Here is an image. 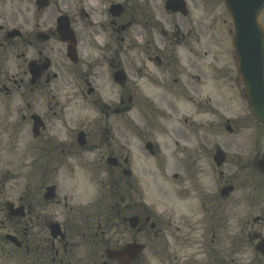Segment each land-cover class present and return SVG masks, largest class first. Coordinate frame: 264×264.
<instances>
[{
	"label": "flooded vegetation",
	"instance_id": "af4514ba",
	"mask_svg": "<svg viewBox=\"0 0 264 264\" xmlns=\"http://www.w3.org/2000/svg\"><path fill=\"white\" fill-rule=\"evenodd\" d=\"M193 1L197 5L198 2ZM199 3L203 7V0ZM70 5L68 0H0V99L2 96L6 98V105L0 108V122L6 126H30L35 121L38 122V136L34 140L36 161L44 173L57 175L61 170L71 169L74 163L79 166L85 164L84 168L94 165L99 172L106 171L104 158L109 154L116 159V166L109 169L114 173H124V166H129L130 161L122 156L117 148L111 149L108 144L103 143L101 137L94 138L85 130L87 149L78 148L75 138L68 131L70 123L67 120L71 115L69 108L60 107L57 102L62 89L54 81L59 78L65 79L68 73L76 70L65 56L67 46L61 41L57 31L60 13L68 15L63 16L68 18L70 26L75 31V23L69 16H72ZM204 7L213 9L217 6L209 1ZM85 17L89 15L85 14ZM260 17L264 27V6ZM151 20L152 15L148 10L143 15L137 9L131 21V25L137 27L138 34L143 37L141 45L136 49L142 52L146 59L139 61L135 58V63L133 61L136 69L140 71L142 66L145 67V60L149 63L154 61L150 56L154 51V25ZM13 29L17 30L15 35H11ZM102 52L109 56L106 65L110 67V73L111 69H122L121 61L111 62L110 56L114 52L112 48H104ZM142 77L140 73L136 74L132 85L125 86V89L129 88L136 98L143 89L139 85ZM120 102L122 104V100ZM92 103L97 113L102 112L104 107L111 111L98 100ZM67 105L72 107L73 101H68ZM117 112L118 109H115L114 114L119 115L120 112ZM109 114L110 112H105L106 116ZM91 141L99 145V149H90ZM222 146L225 151H230L233 144L228 142ZM29 147L31 149V145ZM241 152L236 150L232 155H225L224 162L228 164V169L220 172L221 180L227 172L224 184L207 183L201 175L202 172L195 174L201 182L196 181L195 184L204 192L198 194L195 203L190 207L188 214L195 212L194 217H187L180 212L174 213L173 208L168 207L170 219L168 218L167 227L163 229L158 222L154 223L153 229L151 228L152 214L148 207L139 202L137 184L125 186L123 182H119L116 188L121 210H118L117 218L115 217V221L110 224L112 233H117L120 237L116 242L106 240L104 237L107 227H102L101 220L105 215H99L92 220L96 229L91 233V230L87 229L90 221L88 214L84 212L71 214L73 212L71 206L68 208L70 215L60 213L61 205L68 207V199L66 194H62L58 183L55 186L56 200L50 204L38 203L35 207H32L27 198L19 197L14 202L6 198L3 192V198H0V254L3 262L74 264L76 249L74 238H80L88 243L93 237L95 240L93 264L102 263V251L108 244L110 247L121 248L126 243L138 241L140 238L147 239L155 256L160 255L157 264H247L234 262L233 256L238 253V249L235 253L231 252V256L220 251L233 234L229 231L235 229L237 233H243L242 238L248 240L251 245L264 233V182L256 180L258 177L251 174L254 170L264 180V174L256 168L260 152L256 151L247 159ZM200 158L201 150L192 158V164L199 162ZM2 184L5 189L4 177ZM226 184L234 186L231 195L237 194L239 198L220 199L219 190ZM47 206H51L54 212L51 216L53 220L43 216ZM132 216L137 217L139 228L136 230L128 228L127 219ZM60 218L63 239L48 233L51 224L58 222ZM75 219L81 224V233H74L64 227V223ZM177 219L182 222L185 230L179 229L177 233H170L168 228L172 221ZM34 221V227L37 229L35 231L29 228ZM152 257L153 255L151 260ZM130 264L148 262L145 258H138ZM250 264H264V257L255 254Z\"/></svg>",
	"mask_w": 264,
	"mask_h": 264
},
{
	"label": "rangeland",
	"instance_id": "374dc122",
	"mask_svg": "<svg viewBox=\"0 0 264 264\" xmlns=\"http://www.w3.org/2000/svg\"><path fill=\"white\" fill-rule=\"evenodd\" d=\"M109 1H116L119 3H124L126 12L123 15L122 19L123 23L132 15L133 8L135 6V2L133 0H70L71 4V10L74 13L75 16V23L79 24V26H83L85 28V31L83 30V33H85V37H89L87 41H90V32L93 33V30L96 29V31L99 32L100 36L91 35V37L94 39L95 43H98L97 38H112L113 41H108L109 44H112L111 46L103 47L104 48H112L114 50L111 57V62L116 63L121 61L122 62V68L125 70V73L127 75L128 81L130 84L135 79L136 74L140 73V75H146L150 76V79H152L154 82H159V79L162 78V75L159 74V71H157L156 68H151L150 72L148 73L146 70L140 71L136 69V66H134L135 63V55L136 51L134 49V40L138 41L137 38H135L134 30L128 29L127 31H124L122 33H115L113 31V28L117 27L116 25L112 24V19L109 17L107 13L108 8V2ZM87 7V8H84ZM84 8V9H83ZM106 9V10H105ZM86 11L91 14V17L89 19H86L83 15V11ZM215 15V14H213ZM171 22L174 20L179 23L180 28L179 29H185L186 23L187 26H190L191 20L190 18L187 19H178V18H172ZM119 22V21H118ZM117 22V23H118ZM90 23L92 25H96L93 27V29H90ZM122 23V24H123ZM100 25V26H99ZM102 26V27H101ZM204 24L202 23V27ZM98 27V28H97ZM215 31V29L213 30ZM211 31V32H213ZM224 30H217L216 34L221 39V41L225 38V43L221 42V45L219 43L220 40L213 42L209 45H203L202 51H207L210 55H217L221 60L218 61V63L221 64V70H224L227 66L226 59L228 58V55L230 56L232 54V48L229 45V43L226 44L227 35L224 36ZM121 38H124L121 42ZM114 39H117L116 41ZM187 39H189L187 37ZM141 42V41H140ZM89 43V42H88ZM118 43V44H116ZM226 49H225V47ZM161 47V46H160ZM168 47V45H167ZM172 46H169V49ZM83 57H85V54H89L92 56L98 55V51L94 47H91L90 44L84 46V53H81ZM109 58V57H108ZM139 58V57H138ZM140 59V58H139ZM105 60H108L107 58ZM116 61V62H115ZM134 61V63H133ZM99 62H94L93 64L85 65L81 68V73H84L86 71H90L92 68L94 71L101 70L103 72V77L101 78L100 82L95 83L96 91H99L101 94V97L104 101L111 103L112 107H116L118 104L116 103V99L120 97L124 102V107L128 108L129 106H132L130 103H128V99L130 96L133 97V94L130 93V90H124L122 91L119 88L112 89V91H109V83L107 82V66L105 67V63L101 61V65H96ZM205 69V68H204ZM220 71V70H219ZM225 76H228L231 74V70L229 68L225 69ZM215 75L217 76V71L214 73L211 71V68L207 69L203 72V80H202V86H201V97H202V103L205 102L207 98H209L210 104L213 105L214 99L219 96L220 93L225 91L227 93V96L230 98H233V106H229L228 114L225 116L226 118H230L233 122H238L237 119H234L236 117H245L246 119L241 122H248V127L250 129H243L240 130L244 133H249L252 130H256V126L254 123L249 120L247 116V110H246V101L245 99H242L241 92H242V86L241 87H234L233 89H229L230 92H228L226 89H228V85H224L220 91H218V88L220 87L221 81L217 82L214 81L213 78H215ZM177 76V75H176ZM80 76H76L71 79H64L59 78L55 83L62 89L61 93H59V97H57V101L59 104H66L68 101H71L74 99V105L75 111H80L81 115L87 118L85 127L87 130L91 132V135H93L94 130L92 129L91 124L88 125V122L92 119H95V110L91 106V102H87L90 100V98H87L83 96L84 88L82 85V80L79 79ZM218 80H222L221 77H218ZM72 83V84H71ZM217 90V91H216ZM150 98L154 101L153 107H161V109L165 112L161 116H153V112L150 114H140L139 109L136 111L132 110L129 114H124L120 119H118V122H121L123 126V132H115L113 134L114 140H107L106 142L109 143L111 146H118V143L120 145V148L117 149L122 153V156L128 154H131L133 157L140 156L141 160L143 161L142 165L146 166L147 169L152 171L155 174L156 179H151L149 176L144 175L141 170L137 167V169L134 171V177L136 180H138L143 188H151L153 198L155 200L160 199L163 197L162 191L168 190L170 192H176L177 189V183L181 181V191L184 192V196L186 198H191V200L188 202L187 205L184 206V208H190L191 203H195V198L198 197V194L201 192H204V190L199 189L198 185H196L193 182V175L194 173L192 171L186 170L185 172L179 173V178L177 180H173V173L174 171L171 170L172 162L169 160V167L166 171L162 169L164 163L163 158L165 155H168L174 147H172V139L174 132L173 130H176L179 134V137H181L184 140L189 141V143L181 142L182 145L186 144V148L183 151L190 154L189 151H193L194 149H198V142H194L189 137V124L191 121L195 122L196 124L194 126H191V128H195V132L197 135L202 137V135H206L207 138L212 142L215 139V135H221L223 134L222 130L219 127L220 121L222 119L221 114H218L216 116L211 115L212 113L206 114L208 111H213V108H211V105H205L201 107V115H197V109H195L192 105H190L186 99L180 98L179 95H176L175 99V106L177 108V113H169L165 109L164 106H160L157 97H161L165 94L164 91L159 89H152L148 92ZM173 95H171L172 97ZM115 98V99H114ZM162 99V98H160ZM116 100V101H115ZM115 101V102H114ZM6 105V98L3 96L0 99V108ZM112 110V109H111ZM156 115V113H155ZM121 116V115H120ZM119 117V116H116ZM188 119L187 123L183 122V119ZM141 121L147 122L149 125L147 131V136H144V132L141 134V130H135L133 127L136 125H139V127L142 128ZM111 123V122H110ZM113 124V121L111 123V126ZM110 126V127H111ZM104 127H106L104 125ZM5 127L0 124V172L4 173L3 171L5 169H9L8 177L9 179L8 186L9 189H7L8 196L11 200H13L15 197H18L20 195H25L28 197L30 201H33L36 203V201H40L41 199V193H42V183H40V174L38 171L35 170L34 164H32L33 155L30 153L25 152L24 145L28 141L24 142L20 135L18 134H10L6 133L4 131ZM73 129H77L76 126H73ZM23 129H21L22 131ZM236 133V132H235ZM111 134V132H110ZM21 136V137H20ZM94 136V135H93ZM187 136V137H186ZM17 138H20L18 141ZM154 141L158 142L160 146L163 156L158 157L159 164H156L155 162L151 163L153 160L147 155L146 152H144V146L142 142L144 141ZM226 140V139H222ZM220 141V140H219ZM156 142V143H157ZM167 144L168 148L166 149L164 145ZM202 144V143H201ZM167 147V146H166ZM95 150L99 149V146L93 147ZM179 150H181V147H178ZM208 149H211V147H206L203 145L202 147V161H201V168L202 173L201 175L204 178V181L207 183H213L214 184V178L209 175L208 171L210 170L209 164H208V156H210V153L208 154ZM131 150L135 155H133ZM144 152V153H143ZM174 155V153H173ZM9 160H8V158ZM191 159V158H190ZM156 160V159H154ZM182 162H184V158H182ZM8 164L6 168L4 167V164ZM189 163L187 164V166ZM31 175V176H29ZM29 176V177H28ZM58 176V175H57ZM57 176L50 178L48 182L52 183H58L60 187H62L63 193L68 194L69 198V204L72 203H80L81 206L88 204L92 202L95 199L96 194V183L100 180H103L105 177V174H94V173H88V174H79L78 172L74 171H68L67 175H61L60 176V182L57 180ZM85 177H87V183L84 181ZM134 178V179H135ZM217 179V177H216ZM197 182H200L196 178ZM201 183V182H200ZM191 184V188H190ZM71 197L73 200L71 201ZM206 197V196H205ZM207 198V197H206ZM156 205L158 207V212H161L162 207L158 205V200L156 202ZM172 206L174 213L180 212L187 217H194V214H188L183 213L181 210L180 205H175L173 202L170 203ZM60 211L67 212L68 210H64L60 208ZM53 211L51 207L46 209V212L43 214V216H46L48 219L53 215ZM165 218L166 220L170 217H159L156 214H154L155 221H159L160 219ZM165 220V221H166ZM35 225H32L29 228H32L34 231L37 230ZM162 227H165V225H162ZM180 227V228H177ZM181 229L182 231L185 230L183 227L182 222L177 219L173 220L171 223V226L168 228V231L170 233H177L178 230ZM230 233H236L238 236H234L236 238V242H239L240 250L243 251L241 254L237 256V259L241 262L250 264L252 262L253 257L255 254L253 253L252 248L247 246V243L242 238L243 233H237V230L229 231ZM2 233V232H1ZM200 233V232H197ZM239 238H242L241 241H238ZM139 242L145 243L142 240H139ZM243 244H245V248L243 247ZM247 246V247H246ZM88 252L87 248L80 247L79 250H76V256L79 254L83 256L85 253ZM152 253V254H151ZM152 257V264H157V260L159 256L154 255V250L150 249L148 246V249L143 252L142 257L148 258ZM0 264H4L2 255L0 254Z\"/></svg>",
	"mask_w": 264,
	"mask_h": 264
},
{
	"label": "water",
	"instance_id": "95a60500",
	"mask_svg": "<svg viewBox=\"0 0 264 264\" xmlns=\"http://www.w3.org/2000/svg\"><path fill=\"white\" fill-rule=\"evenodd\" d=\"M118 12V11H117ZM234 18L236 19V13L233 12L232 14ZM239 15V18L236 19V23L238 24L239 19H240V13H237V16ZM234 21V19H233ZM255 32V31H254ZM239 35H242V27H235V36L233 40L234 47L236 49V54H237V61H238V73L240 74L242 80L245 83L246 87V93L249 98V108L251 112L255 115V117L258 120H263L264 118V95L262 91H257L260 90V85L253 79H249L247 76L251 72L249 68H246L243 64L244 61V54L249 53L251 56H253L254 60H258L259 63L264 61V44L258 45V44H253V49L249 50L246 46V43L243 41V39H239ZM263 64V62H262ZM251 88V90H250ZM135 219H131L130 222H134ZM134 226L133 224H131ZM264 242H261L257 245L256 248L261 250L263 248ZM142 250V246L132 244L128 245L125 248L124 254L127 257V260L133 259L134 256ZM123 253L122 252H111L107 251L106 254L108 258L114 259L117 257H120V255Z\"/></svg>",
	"mask_w": 264,
	"mask_h": 264
}]
</instances>
